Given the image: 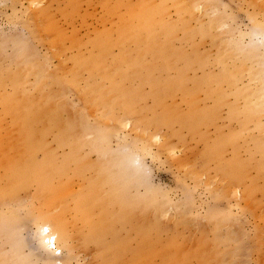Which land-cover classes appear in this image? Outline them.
<instances>
[{"label": "rangeland", "instance_id": "374dc122", "mask_svg": "<svg viewBox=\"0 0 264 264\" xmlns=\"http://www.w3.org/2000/svg\"><path fill=\"white\" fill-rule=\"evenodd\" d=\"M0 264H264V0H0Z\"/></svg>", "mask_w": 264, "mask_h": 264}, {"label": "bare ground", "instance_id": "6f19581e", "mask_svg": "<svg viewBox=\"0 0 264 264\" xmlns=\"http://www.w3.org/2000/svg\"><path fill=\"white\" fill-rule=\"evenodd\" d=\"M132 13V12H131ZM149 21H150V19H149ZM149 21H148V23H149ZM147 23V24H148ZM105 37V36H104ZM104 40V39H103ZM105 41V40H104ZM101 48H102V46H101ZM101 50V49H100ZM192 126H195L194 124H192ZM65 131V130H64ZM69 131V130H68ZM66 132V131H65ZM58 227H59V225H56V228L58 229ZM43 228H46L47 229V234H46V241H47V245L49 246V247H56L57 245V236H56V234L55 233H51V231H50V228H47V227H43ZM58 233V232H57ZM97 234H98V232L97 233H95L94 231L93 232H91V234H90V236H89V238H88V241L89 242H92V241H94L95 243H101L100 241H101V238H99V237H96L97 236ZM99 236V235H98ZM56 250V249H55Z\"/></svg>", "mask_w": 264, "mask_h": 264}]
</instances>
